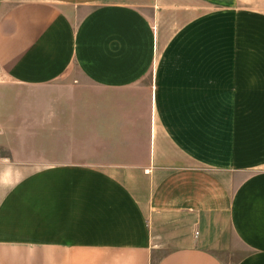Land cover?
<instances>
[{
    "label": "crops",
    "instance_id": "obj_1",
    "mask_svg": "<svg viewBox=\"0 0 264 264\" xmlns=\"http://www.w3.org/2000/svg\"><path fill=\"white\" fill-rule=\"evenodd\" d=\"M0 264H264V0H0Z\"/></svg>",
    "mask_w": 264,
    "mask_h": 264
},
{
    "label": "rangeland",
    "instance_id": "obj_2",
    "mask_svg": "<svg viewBox=\"0 0 264 264\" xmlns=\"http://www.w3.org/2000/svg\"><path fill=\"white\" fill-rule=\"evenodd\" d=\"M76 158H78V157H76ZM78 159H79V158H78ZM81 159H84L83 155H81ZM241 253H243V251H241Z\"/></svg>",
    "mask_w": 264,
    "mask_h": 264
}]
</instances>
